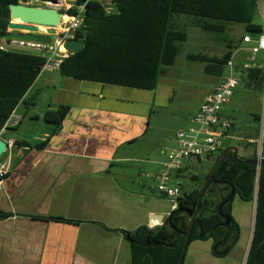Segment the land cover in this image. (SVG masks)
Segmentation results:
<instances>
[{"label": "crops", "instance_id": "0c3cea01", "mask_svg": "<svg viewBox=\"0 0 264 264\" xmlns=\"http://www.w3.org/2000/svg\"><path fill=\"white\" fill-rule=\"evenodd\" d=\"M98 1L108 14L117 12L111 0ZM59 2L63 3L59 7L62 11L77 8L76 0ZM9 29L8 33L14 32ZM6 41L0 38L6 51L31 52L10 47ZM256 41L252 39L253 45L245 51L251 53ZM240 53L239 48L234 54L237 77L249 67L237 63ZM263 64L259 59L256 67L263 68ZM161 78L156 90L146 91L65 78L60 70L40 73L0 131L1 138L12 142L4 158L9 169L0 191V211L14 215L0 221V264H133L125 232L142 226L156 233L166 232L165 223L174 211L172 201L157 189L167 160L163 151L177 149L179 130L197 128L193 119L199 110L173 133L161 153L147 149L153 108L167 103L168 92ZM248 82L241 80L222 116L235 122L234 139L228 147H236L240 158L250 160L255 157L258 128L247 134L239 123L237 116L246 99L239 101L237 97L243 87L255 93L261 91L248 86ZM61 106L70 107L65 120L60 124L47 122L46 114L57 112ZM253 116L258 123L259 113ZM243 140L253 147L252 156L248 149L233 145ZM15 141L27 142L30 147L16 146ZM213 166L210 159L201 163L188 159L175 181L184 185L185 172H195L190 176L194 178L211 171ZM193 186L192 182L188 190ZM232 217L238 225L239 238L227 255L214 254L213 239L197 240L188 246L184 264H246L253 238L254 201H244L237 195ZM246 233L249 237H245Z\"/></svg>", "mask_w": 264, "mask_h": 264}, {"label": "trees", "instance_id": "16d2710c", "mask_svg": "<svg viewBox=\"0 0 264 264\" xmlns=\"http://www.w3.org/2000/svg\"><path fill=\"white\" fill-rule=\"evenodd\" d=\"M29 0H0V38L8 35L10 24L9 6ZM117 12L108 14L98 0H76L84 5L83 25L75 39L83 41V51L70 54L60 66L65 78L115 85L146 91L156 90L159 79L174 65L178 55L177 43L188 40V27H198L206 32L225 34L226 23L246 26L248 33L258 36L264 33L259 18L258 0H111ZM70 16L77 8L66 11ZM185 16L186 22H179ZM249 36V35H246ZM245 38V36H244ZM243 38V41H244ZM245 42V41H244ZM246 43V42H245ZM235 48L223 58L205 54H191V60L206 63L207 74L222 76L234 57ZM46 59L40 55L0 50V131L43 70ZM247 76L241 78L248 86L263 91L264 70L248 67ZM70 107L61 106L55 113L45 116L47 122L60 124L67 117ZM258 121L260 115L256 116ZM16 146L30 147L27 142L15 141ZM227 148V147H226ZM225 148V149H226ZM210 157L212 166L225 150ZM198 163L203 162L196 159ZM210 171L192 178L194 186L188 190L181 185L179 208L169 222L166 232L142 226L134 232H125L130 241L133 264H184L187 253L185 244L193 214ZM220 184L210 183L200 205L191 233L189 245L197 240H214V254L227 255L236 245L239 228L232 217V205L237 195L250 202L255 196L256 166L242 164L228 154L215 172ZM236 188V196L227 202L222 213L231 217L229 227L219 208ZM164 196V195H163ZM264 165L258 190V205L255 215L253 238L246 264H264ZM172 213V214H173ZM14 216L0 211V221ZM59 222L77 223L63 218H48ZM160 230V229H159ZM158 230V231H159ZM157 231V232H158Z\"/></svg>", "mask_w": 264, "mask_h": 264}, {"label": "rangeland", "instance_id": "374dc122", "mask_svg": "<svg viewBox=\"0 0 264 264\" xmlns=\"http://www.w3.org/2000/svg\"><path fill=\"white\" fill-rule=\"evenodd\" d=\"M57 4L49 5L42 3L41 1L32 4L35 7H49L56 8L62 7L63 3L57 0ZM58 5V6H57ZM259 18L256 23H259L264 28V0H258ZM185 16H180L179 22H186ZM227 32L225 34H215L206 32L196 26L188 27V40L186 42L177 43L178 55L173 66L168 67L166 75L161 76V81L164 89L167 90V103L159 106H155L152 111L151 124L153 129L149 132L147 149H155L161 153L166 147V141L170 137H173V133L182 128L190 117H192L201 107L205 98L212 93L215 87L221 83L223 77L229 75V68L226 67L222 76L207 74L205 72L206 63L188 58L191 54H205L210 57L223 58L229 51V46L240 48L241 53L237 56V63L249 64V67H253L251 63V53L245 49L253 45V43H245L243 38L245 35H249L253 41L258 40V35L254 33H248L246 26L239 23H226ZM37 54L36 52H30ZM264 52L261 51L259 59L264 61ZM239 67V66H238ZM246 73V72H245ZM240 73L241 78L245 77V74ZM239 76V77H240ZM244 80V79H243ZM241 96L238 95L237 100L241 101L246 99V105L243 110L238 114L239 123L245 127L247 134L252 131L255 132L260 129V123L254 120V113L262 114L264 111V93H255L249 91L246 87L240 89ZM240 115V116H239ZM258 135V134H257ZM4 139V138H3ZM7 142H10L6 139ZM233 145L245 150L248 149L249 155L252 156L254 149L249 144V141L243 140L233 142ZM243 150L241 152L243 153ZM7 156L5 153L0 159V163H5L4 158ZM6 164V163H5ZM7 165V164H6ZM8 166V165H7ZM200 167L198 166V169ZM197 169V168H196ZM194 171H197V170ZM209 170V169H208ZM193 171L185 172L183 176L184 187H190L192 185V178L190 177ZM188 189V188H187ZM254 201V200H253ZM245 237H249L246 233ZM189 248V247H188ZM188 251V249H187ZM241 251H237L238 253ZM187 254V253H186Z\"/></svg>", "mask_w": 264, "mask_h": 264}, {"label": "built area", "instance_id": "2783aa9c", "mask_svg": "<svg viewBox=\"0 0 264 264\" xmlns=\"http://www.w3.org/2000/svg\"><path fill=\"white\" fill-rule=\"evenodd\" d=\"M41 1L42 3L53 5L51 1L44 0H29L21 2L27 5H32ZM85 6H77V14L70 16L65 12V16L59 27L58 34H48L47 30H52L50 27L36 26L40 30L35 35L47 36L50 38V43H40L37 41H28L22 39L6 38L7 45L14 48H22L28 51L36 52L46 59V63L42 71H58L65 59L70 53L65 48V42L70 39H75L77 31L83 25V14ZM22 23V22H20ZM10 30V29H9ZM29 34L28 31H20ZM246 43L252 42L250 36H245ZM256 46L251 48V63L254 67L258 65V55L261 51L264 52V33L259 36L256 41ZM0 50L6 51L5 47L0 44ZM231 70L230 76L209 95L201 105L198 113L193 119L197 128L191 130H179L177 133L178 147L175 150L163 151L167 157L164 163L163 170L159 174L158 191L166 198L172 201V211L179 208V199L181 198V183L175 181V175L184 169L185 161L188 159H201L207 161L210 157L216 156L221 150L228 147V144L234 139L233 130L235 122L232 118H224L222 116L223 108L228 105L235 95L237 89L241 86V79L235 75L234 57L229 62L228 66ZM264 70V64H263ZM264 93V84L263 91ZM260 129L257 138L254 140L255 157L258 161L256 165L255 179V215L258 205V190L261 176L262 162L264 161V111L259 119ZM12 145V142H8ZM8 166L5 163H0V191L4 185L6 176L8 175Z\"/></svg>", "mask_w": 264, "mask_h": 264}, {"label": "water", "instance_id": "95a60500", "mask_svg": "<svg viewBox=\"0 0 264 264\" xmlns=\"http://www.w3.org/2000/svg\"><path fill=\"white\" fill-rule=\"evenodd\" d=\"M44 1H51L54 4H57V0H44ZM9 12H10V17L12 21H15L19 19L22 23H14L11 22L9 24V28L13 30L14 32L8 33V37L12 39H22V40H28V41H37L40 43H45L49 44L50 43V38L47 36H42V35H35L31 33H38L40 30L36 26H44V27H50L52 30H47L48 34H58V30H56L57 27H59L62 23V20L65 16V12L56 9V8H49V7H35L31 5H27L24 3L20 4H13L9 6ZM20 31H28L30 32L29 34L22 33ZM65 48L70 54H76L84 50L85 48V43L80 40L76 39H70L65 42ZM10 145L9 143L0 137V158L8 151ZM232 153L235 160L238 161L239 163L242 164H250L256 166L258 161L256 159H242L238 155V149L236 147L230 146L226 148L218 157L217 161L215 162L214 166L212 167L210 174L207 178L206 184L204 186V189L200 195L198 206L196 209V212L193 214V218L190 224V228L187 234V240L185 244V249L188 248L190 238H191V233L194 227V223L199 216L200 213V205L202 203V200L207 192V189L210 185L211 182L215 184H220L215 178V172L219 165L222 163V161L225 159V157ZM264 165V161L262 162ZM232 187V194L231 196L224 202L220 208H219V213L220 215L225 219L224 226L229 227L231 224V217L224 215L222 213V209L224 205L229 202L231 199H233L236 196V188L235 186ZM262 207L264 208V202L262 204ZM176 213V212H174ZM171 214L168 218V222L171 224V219L172 216L174 215ZM154 219H158L160 221H163L164 217L163 216H154Z\"/></svg>", "mask_w": 264, "mask_h": 264}, {"label": "bare ground", "instance_id": "6f19581e", "mask_svg": "<svg viewBox=\"0 0 264 264\" xmlns=\"http://www.w3.org/2000/svg\"><path fill=\"white\" fill-rule=\"evenodd\" d=\"M20 22H21V21H20L19 19L15 20V23H17V24L20 23Z\"/></svg>", "mask_w": 264, "mask_h": 264}, {"label": "flooded vegetation", "instance_id": "af4514ba", "mask_svg": "<svg viewBox=\"0 0 264 264\" xmlns=\"http://www.w3.org/2000/svg\"><path fill=\"white\" fill-rule=\"evenodd\" d=\"M53 8V7H52ZM65 12V11H64Z\"/></svg>", "mask_w": 264, "mask_h": 264}]
</instances>
